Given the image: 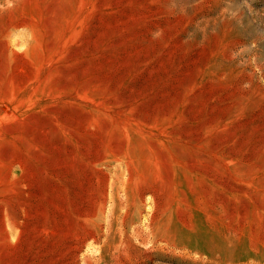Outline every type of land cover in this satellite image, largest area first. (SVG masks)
<instances>
[{
    "label": "rangeland",
    "instance_id": "obj_1",
    "mask_svg": "<svg viewBox=\"0 0 264 264\" xmlns=\"http://www.w3.org/2000/svg\"><path fill=\"white\" fill-rule=\"evenodd\" d=\"M0 264H264V0H0Z\"/></svg>",
    "mask_w": 264,
    "mask_h": 264
}]
</instances>
